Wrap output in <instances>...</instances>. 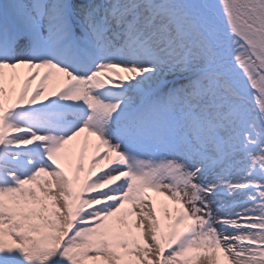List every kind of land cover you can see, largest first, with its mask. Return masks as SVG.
Masks as SVG:
<instances>
[{
  "label": "snow or ice",
  "instance_id": "snow-or-ice-1",
  "mask_svg": "<svg viewBox=\"0 0 264 264\" xmlns=\"http://www.w3.org/2000/svg\"><path fill=\"white\" fill-rule=\"evenodd\" d=\"M0 264H264V0H0Z\"/></svg>",
  "mask_w": 264,
  "mask_h": 264
},
{
  "label": "rangeland",
  "instance_id": "rangeland-1",
  "mask_svg": "<svg viewBox=\"0 0 264 264\" xmlns=\"http://www.w3.org/2000/svg\"><path fill=\"white\" fill-rule=\"evenodd\" d=\"M33 87L35 88L36 87V85H33ZM94 150H90L89 151V153H88V156H89V159L91 158V155H92V152H93ZM88 163V161H86V164ZM150 195H153V194H150Z\"/></svg>",
  "mask_w": 264,
  "mask_h": 264
}]
</instances>
